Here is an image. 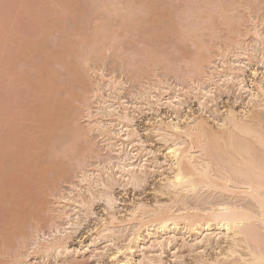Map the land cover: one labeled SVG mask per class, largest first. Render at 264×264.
<instances>
[{
	"label": "rangeland",
	"instance_id": "374dc122",
	"mask_svg": "<svg viewBox=\"0 0 264 264\" xmlns=\"http://www.w3.org/2000/svg\"><path fill=\"white\" fill-rule=\"evenodd\" d=\"M235 5L239 7H234ZM243 5L244 7L247 5L245 11L242 10L244 7L241 8ZM115 6H118L117 8H119L121 12H119ZM222 7H226L222 9L223 11H227L228 7H231L234 13L230 11L229 9L231 8H229V14H227V12L222 14L223 12L220 11ZM146 8H148L149 11H147ZM235 8L237 11L234 10ZM114 9H117L119 13L115 12ZM248 9H253L252 12L254 10L257 11H255L256 13H251V10L249 11ZM258 9L262 11L260 12ZM263 9L264 0H0V49H2L0 53H2V51L6 52L0 54L4 55V57H2L5 58L3 59L1 57L2 59H0V97H3L0 99V150H2L1 152L3 153L0 159V264H13L18 254L25 255L21 258L22 262L17 260L18 263L15 261L16 264H117L110 256L115 248L112 244L106 242L105 239L94 245H90L92 231L88 230L91 229L96 222L98 223L100 218L107 214L101 200H98V202H95L92 206L95 215L88 218L85 222H82V226L69 241V245L72 248L75 247L78 249V254L73 253L65 257L51 256L43 261L41 258L42 256H40L41 254L32 256L35 252L31 248V244L33 243L32 238L37 231H44L47 236L49 233V231H47L50 227L49 225L52 226L54 221L56 224L61 223V220H59L55 213L56 201H58V196L61 197V194L67 195L70 186L77 182L76 176H79L82 171H79V169H83V167L86 166V168L84 167L85 170H93L91 169L93 166L90 167L91 164L93 163L94 165V163H97L99 161L98 159H101L102 161H100L103 162L108 155L107 151L104 149L102 137L96 132L87 134L90 139H88L89 143L91 142V145L87 146L89 147V150H86L87 152L83 148L88 145V140L84 142V138L81 140L84 144L79 141V138L77 143L73 141L75 142L74 144L77 145L74 146V149L76 147L75 153H73L75 151L74 149L73 152L71 151L72 148L68 151L74 134L73 130L70 129L85 126L86 118L84 117L88 107L90 108L91 106V111L93 113L96 111V107L93 108V106H97L95 103H97L98 100L93 99L92 101L90 98L93 95L95 81L97 79L99 80V73L103 75L106 74V78H115L123 83L124 87L122 86L121 92L118 95L119 97L121 96L120 99L122 98L120 102H124L130 107L131 112L134 111V128L141 134L143 147L147 151H150V154L145 158L148 160L151 171L150 169L147 170L144 184H141V187L136 189H133L131 186L127 187L125 190L118 187L114 189V193L118 199L115 211L119 217L125 214L126 210H129L134 202L145 203L152 207L156 202L164 201L165 198L161 197L157 191L160 180L163 178L161 174H168L165 164L166 144L157 140L153 134H146L143 130L147 126L148 121H152V117H156L160 114L161 117L164 118L168 115V110L162 107L161 110L158 111L159 113H154L152 111L147 112L148 107L145 105L146 101L144 98H140L141 100L137 98L138 96L140 97V93H143V91H139H141L143 87L144 89L148 87L147 84L149 83V85L152 86L157 82V79L163 82H166L168 79L167 82H171L172 88L175 86H177V88L181 87V84H178V82L180 81L181 83L184 81L186 84L182 86L185 87L187 81L191 79L190 75L193 74V70L196 68L195 66H197V62L194 61L193 63L192 61L195 56L194 53L192 55V52L200 48L196 49V43L194 42L197 40L198 42L201 41L202 44V41H204L206 47L210 46L208 49L213 48L214 52V49L219 47L218 43L226 42L225 44H227L231 42V40L228 39L231 35L228 36V34H230L229 29L233 27L234 24H229L231 27H228L229 25L225 23L227 25L225 26L222 24L224 20L227 22V20H231L230 18L232 17V20H234L232 23L240 24L236 21H238V19H243L242 21H246L244 24L246 25L248 23L247 25L250 26L251 19L249 18H254L255 20L260 19L261 17L259 18V15L262 16L264 14ZM249 12L250 16H248ZM207 13L212 14L210 18L207 17ZM122 15L127 16L126 21ZM224 15H228L227 20ZM238 16L241 17L239 18ZM54 18L56 21H54ZM122 18L123 21H121ZM158 18H162V20H158ZM148 19L149 22L154 21L155 23H149ZM205 25H207V28ZM245 25H243V27L247 28L248 26ZM235 27L236 26L233 28ZM238 28L240 27H237L235 30H238ZM242 29L243 28H240V30ZM259 29L264 32V26L261 28L260 25ZM30 34L32 35L30 36ZM212 35H216L214 36L216 37L215 39H219L220 41L213 39ZM27 36H29V40L30 38L34 40V42L30 40L31 43H35L32 44V46L30 44L31 47L27 46L29 45L27 42L28 38H26ZM224 36L226 41L224 40ZM86 37H88V40H86ZM182 37L187 39L181 40ZM3 38L6 39L4 40ZM2 40L6 41L5 44ZM250 40H252L251 37L247 41ZM36 41H38V43H36ZM66 43H68L69 47ZM1 44H4V47ZM205 44L203 43V45ZM225 44H221L222 48L225 47ZM89 45L93 47L92 50L94 47L96 48V46L99 47L100 50L102 49L101 51L104 50L103 55L101 56L100 54V58H96L97 54H93L95 52L92 53ZM23 46L25 47L24 51L19 50V52L21 53L22 51V54H25V56L17 54L18 51L17 53H13L14 50L15 52L18 50V47L23 48ZM206 47L203 48L206 50ZM255 47L257 48L256 45ZM70 48H74V50L70 51ZM203 48L200 50H204ZM66 50L69 53L71 52L68 57L66 56L68 52L65 53ZM150 50L151 52H148ZM30 51L33 53L30 54L31 56L29 55ZM197 52L195 51L196 54ZM202 52L203 54L211 52L210 56H208L210 58L212 57L213 60L210 59L212 62L215 59L214 55L217 53V51L213 53L212 50H206L205 53L204 51ZM135 53L137 55H135ZM140 53L142 54L140 55ZM143 53L145 54L144 57L142 56ZM152 54L153 56L150 59L157 56V60L155 61L161 60L163 63L160 61L156 63L154 60H147V62L150 61V64H147L144 59L147 57V59H149V55ZM8 55H17L13 57L14 59L9 58L13 65L15 63L14 66H9L7 63ZM146 55L148 56L146 57ZM197 56L198 54L196 57ZM208 56L204 55L203 60ZM196 57L194 59H196ZM16 58L17 60H15ZM12 59L15 60V62H13ZM31 60L34 61L32 62ZM206 60L209 62V58ZM165 61L168 68L165 65L166 63H164ZM167 61H169L171 65H175L171 66ZM188 61L193 64L190 65L191 63L189 64ZM207 61L203 63L202 68L205 66L204 64H208ZM28 62L31 65L28 64ZM152 63L153 65H151ZM40 64L42 65L41 69H43L44 74L42 77L40 75L41 70L36 73V67L33 69V65L39 66ZM155 65L156 69H153ZM157 65H161V68L165 66V69L163 68L162 70L160 67L157 69ZM168 65L173 67V69L177 66L178 68L176 67V69L178 74L176 75V71H171ZM38 66L37 69L39 68ZM259 67L261 68V65H259ZM31 68L33 69V75ZM198 68L200 67L196 69ZM98 69L101 72L97 71ZM166 69L168 73L164 71ZM7 70L9 71L7 72ZM151 70L156 72L153 73L154 71ZM94 71L96 73L95 75L93 74ZM196 71L199 72V70ZM76 72L78 73L76 74L77 76L75 75ZM188 73H191L188 75L190 79H187L188 76L184 75ZM140 74L142 77H140ZM154 74H156L155 76L157 79H154ZM158 74L160 75L158 76ZM180 74L184 75V77ZM45 75H49L48 78L50 77L56 84L52 93L55 91L57 92L53 96L49 94L47 100L51 102L49 103L46 101V103L48 102L51 104L54 102L57 105L60 100H63V102L65 100L68 104L64 105L65 107L68 106L69 110V112L66 110L68 112V114H66V111L64 112L66 108L63 106L65 109L61 117H56L52 114L54 117H49L47 121L43 113H41L42 107H40L45 100L39 101L40 99H38L41 97L47 98L46 94L48 91L46 93L44 92L46 87L43 86L45 88L40 89L42 87L41 84L50 83ZM249 75V71H246L247 82L250 80ZM32 76H34L33 79H38L39 81L40 86L36 84L40 87L39 94L37 93L38 90H35V92L32 87L29 88L28 83L24 84L26 83L25 81L29 80H26V78ZM138 76L139 79L145 78L144 80H140L144 82L141 86L139 83L142 84V82L137 79ZM148 76H152L153 78ZM176 77L179 79H176ZM33 79H31V81ZM193 80H197V78L192 76V79L188 82H192ZM92 81L94 84H91L93 83ZM33 84H35V82ZM102 85V87H104V84ZM189 85L188 83V86ZM31 89L34 92H31ZM137 91L139 94H136ZM19 92L20 97L18 98V95L15 94ZM102 92L104 96L107 95L104 90ZM12 94L14 95L13 98L11 97L12 100H10ZM135 97L137 99H135ZM86 98L89 100H86ZM241 99L242 101L243 99L245 100V95L238 100V103L234 104L235 100L232 95H222V98L217 101L216 107L218 110H222V107L226 108L231 106L235 109L239 107L238 110H240L242 105ZM94 100H96V102ZM113 100L115 101H113L114 103L117 102L116 99ZM187 101V104H185L182 109V113L192 109L191 111L199 114L196 101L194 99L190 101L187 99ZM43 105H45V103ZM56 105L54 104V106ZM134 106H137V108ZM139 110L144 113L138 114ZM210 114L211 113L207 112L206 115H202L207 117ZM82 115L84 116L82 117ZM172 118L175 117L172 115ZM42 123L52 127V134L47 135V137H50L47 138V140H45L46 136H44V133L40 131V125H42ZM210 124L212 126L214 125L213 123ZM17 126L21 128V130H19ZM15 128L22 131L21 134L19 133L18 137ZM11 131H14V134H10ZM8 133L13 135V137L9 138ZM34 138H40L41 141L38 139L40 143L45 140L47 144L45 145L43 143L44 147L40 149H37L38 146L36 147L35 145L36 148L32 147V150L30 149V151L27 152V149L31 145L27 142ZM42 138H44V140H42ZM26 145L28 147H26ZM68 145L70 146L68 147ZM50 147L54 149L52 150ZM90 149L91 152H89ZM91 154L92 157L94 154L100 157H98V159L95 157L97 159L95 161V158L90 159ZM18 155L23 156V159L26 155H28V157H26L24 161L19 159L20 157L18 158ZM20 160H22V162ZM88 162H91V164ZM80 166H82V168H79ZM122 234H124V232L115 233L116 237H119L118 240L120 239L119 241H122H118L116 244L123 243L125 237H121ZM187 237L188 236H185L184 238L181 234H178L175 241L170 246H165L164 250L158 247H155L153 250L150 249L149 246L151 243H147L146 247H141L140 250L146 251V253L152 250L155 255L163 261V264H195L194 261L199 258L198 253L203 249H205L207 258H211L214 255L213 249L216 247L215 242L212 243V246L205 247L201 245V243L194 241V238ZM212 240L213 238L211 237V242ZM197 247L199 248L196 249ZM135 255L138 258L141 252L136 251Z\"/></svg>",
	"mask_w": 264,
	"mask_h": 264
},
{
	"label": "bare ground",
	"instance_id": "6f19581e",
	"mask_svg": "<svg viewBox=\"0 0 264 264\" xmlns=\"http://www.w3.org/2000/svg\"><path fill=\"white\" fill-rule=\"evenodd\" d=\"M238 5H235L234 7H239L240 5ZM246 6L247 5H245V7ZM117 7L115 6V8ZM243 7L244 5L241 8ZM245 7L242 10L245 11ZM225 8L226 7H222L221 9L219 8L220 11L223 12L222 14L226 12L229 14V10L233 12L231 7H228V9H231L223 11L222 9ZM117 9L119 10V8ZM116 10L115 12H118V10ZM146 10L149 11L148 8H146ZM234 10H236V8ZM248 10L250 11L251 9ZM252 10L251 13L257 11L254 10L252 12ZM258 11L261 12L262 10L258 9ZM119 12H121V10H119ZM210 13H207L208 18H210L212 15ZM122 16L126 21L127 16ZM227 16L228 15H224L226 20ZM248 16H250V12ZM123 18L121 21H123ZM259 18L260 19L256 20L254 18H249L251 19V24L249 23L250 26H248L247 23V28L243 27V25H245L244 23L246 22L242 21L243 19H238V21H236L243 25L232 23V21L234 22L232 17L230 18L231 20H227V22L224 20L222 24L225 26L234 24L236 27L233 28L234 26H228L231 27L229 29L230 34H228V36L231 35V37L228 38L231 40V42L227 44H225L226 42H221L220 44L218 43L219 47L214 49V52L213 48L208 49L210 46L206 47L204 41L202 42L205 45H203V43L201 44V41L198 42L196 40V42H194L196 43V49H202L203 47H206V50H212L213 53H216L217 51V53L214 55L215 59L213 62L212 57H209L211 52H206L204 48L202 51H204V53L206 52L205 54H203L200 49L195 50L196 52L201 51L200 53L197 52L198 58L200 54L199 59L196 57L197 54L195 51L192 52V55L193 53L195 55L192 61L193 63L194 61L197 62V66L195 67H200L201 69L206 70L203 71L200 68L196 69L194 67L195 69L193 70V74L190 73V75L188 73L184 75H190L191 79L192 76H194L197 78V80L188 82L191 80L188 76L187 79L190 80L187 81V85L185 87L183 86L186 83H184V81L180 83L179 81L178 84H181V87L178 85L179 88H177V86L172 88L173 86L171 85V82H167L168 79L166 77V82H163L161 80L159 81L155 76L156 74H154L153 77L155 76L154 79H157V82L154 80L153 81L157 84L154 83L152 86L149 85L150 83L147 84L148 87L145 86L147 89H144L143 87L141 91H139H143V93L139 94L137 91L136 94H139L140 97H136L139 99L144 98L146 101L145 102L143 100L146 103L144 104L148 107L147 112L152 111L154 113H159L158 111L161 110L162 107L168 110V115L164 118H162L160 114H158L156 117H152V121H148L147 126L143 130L146 134H153L157 140H160L166 144L165 164L168 174H161L163 178L160 180L157 191L161 197L165 198L164 201L156 202L152 207L145 203L134 202L132 203L133 205L130 207V209L128 208L129 210H126L125 214L119 217L115 211V206L118 202V199L114 193V189L115 187H118L125 190L129 186H131L133 189H136L141 187V184H144L147 174L146 172L148 169H150L148 160L145 157L150 154V151H147L143 147L144 145L141 139V134H139L137 129L134 128V111L131 112L130 107H128L124 102H120L122 98L120 99L121 96L119 97L118 95L121 92L120 90L122 89L123 83L115 78H106L105 73V75L99 73V80L95 79V87L93 86L94 90L92 97L95 98H90L92 101L93 99L98 100L97 103H95L97 106H93V108L96 107V111L93 113L91 111V106L90 108L88 107L84 117L86 118V124H84L85 126L75 127V129L72 128L73 126L70 127L72 128L70 130H73L74 134L72 133L73 140L70 143L71 146L68 145V147L70 146L68 151H70V148H72V152L76 149V147L74 149V146L77 145L74 143H77L79 139V141H81L84 138V142H86V140L89 139L87 134L96 132L102 137L104 143L103 146L108 155L103 160V162H101L102 160L98 159L100 156L97 154V156H95L94 154L92 157L91 154L90 159L97 157L99 160L97 163H94L95 166L93 163L91 164V162H88L91 164L90 167L93 166L91 168L93 170H85L86 166L82 165L85 168L83 167V169H79V171L82 170L81 174L76 176V184H70V190L67 195L61 194V197L57 195V205H54L56 212H53L57 214V217L59 220H61V223L56 224L54 221L52 226L49 225L50 227L47 230L49 233L47 232V236L44 231H35L36 233L34 237H31L33 239L31 248L35 252L34 254L31 252L32 256L41 254L40 256H42L41 258L44 261V259H48L51 256L65 257L73 253L78 254V249L75 247L72 248L69 245V241L82 226V222H85L88 218L95 215L92 206L95 204V202L101 200L104 204V210L107 212V214L100 218L99 222H96V224H94V226L88 230L92 231L90 245H94L97 242L105 239L106 242L112 244V246L115 248L114 252L111 253L110 256L113 260H115V262H117V264H163V261L159 259V257L155 255L152 250L155 247L164 250L165 246H170L175 241L178 234H181V236L184 238L185 236H188L187 238H194V241L201 243V245L205 247L212 246V243L215 242L216 247H214V249L212 248L214 255L211 258H207L205 249H203L198 253L199 258L194 261L195 264H264V176H262L260 169V153L262 150H264L261 148L260 143L261 139L264 138V32L259 29L260 25L261 28L264 26V14L262 16L259 15ZM158 20H162V18H158ZM54 21H56L55 18ZM239 21H242L243 23ZM150 22L151 24L155 23L154 21ZM205 27L207 28V25H205ZM237 27L243 29L240 30V28H238V30H235ZM31 35L32 34H30V36ZM212 36L213 39L216 38L214 37L216 35ZM28 37L29 36L26 38ZM250 37L252 40L247 41ZM86 38V40H88V37ZM3 39L5 40L6 38ZM182 39L186 40L187 38L184 39V37H182L181 40ZM4 40L2 41L5 44L6 41ZM28 40L27 42L29 45L27 46H30V44L31 46L32 44H35L33 43L34 40L32 38H30V40H33L32 43L30 40ZM215 40L218 41L219 39ZM224 40L226 41L225 36ZM36 43H38V41H36ZM85 43L87 44V42ZM199 43L203 46H201ZM4 44L1 45L3 46ZM66 44L68 45V43ZM215 44L216 43L214 42V45ZM221 44H225V47L222 48ZM90 47L92 53L95 52L93 54H97L96 58H100V54L101 56L103 55L104 50L101 51L102 49L100 50V48L96 46L97 49L94 47L93 51V47ZM24 48V46L23 48L18 47L16 52L15 50L12 52L17 53L18 51L17 54L22 56V51H24ZM74 48H70V51L74 50ZM1 50L2 49H0V52ZM19 50H22L21 53ZM3 52L4 51H2L0 54L6 53ZM30 52L29 55L33 54L32 51ZM67 52L68 51L66 50L65 53ZM148 52H151V50ZM67 54L68 55L66 56L68 57L71 52H68ZM141 54L142 53H140V55ZM153 54L149 55V59H147L148 55H146L147 58H145L144 61L147 62V60H154L156 63L158 61L162 62L161 60L155 61L157 60V56H154L153 59H150L152 58ZM201 54L203 56H209L207 58L205 57L204 61ZM135 55L137 54L135 53ZM144 55L145 54L143 53L142 56L144 57ZM2 56L4 57V55H0V59L3 58ZM8 56L9 57L7 60L10 61H7V63L9 66H14L15 63L13 65V63H11V59L9 58H13L17 55ZM23 56H25V54ZM195 57L196 59H194ZM208 58L209 62L206 60ZM201 59L205 63L206 61L208 62L207 65L204 64L206 67L203 66L202 68L204 62ZM210 59L212 60L210 61ZM15 60H17V58ZM15 60H13V62H15ZM31 61L33 62L34 60ZM150 61L147 62V64H150ZM167 62L169 63V61ZM30 63L28 62V64ZM153 63L151 65H153ZM164 63H166V61ZM190 63L191 62H189V64ZM165 65L167 67V63ZM169 65L171 64L169 63ZM259 65H261V68ZM37 66L38 65H33V69L36 67V73L40 72L41 70L40 75L42 77L44 75L43 69H41L42 65L40 64L38 69ZM160 66L161 65H157V69ZM171 66H169L170 70L176 71L177 75V66L174 67L175 69H173ZM155 67L156 65L154 68H152L156 69ZM163 68L165 69V66L161 69L163 70ZM33 69L31 68L32 75ZM196 70H199V72ZM8 71L9 70H7V72ZM97 71H99V69ZM164 71H167V69ZM246 71H249L250 73V80L248 82L246 81ZM155 72L156 71L153 73ZM187 72L191 71L188 70ZM173 73L171 74L174 75ZM76 74L78 73L76 72L75 75ZM93 74H96L95 71ZM159 75L160 74H158V76ZM184 75L181 76L184 77ZM45 76L47 79H49L50 83L47 84L46 81V84H41V88L38 87V85L40 86L38 79H33L34 76L27 77L26 80H29L25 81L26 83L24 84L28 83L29 88L32 87L34 91L38 90L37 93L39 92V88L44 89L46 87L44 92L46 93L48 91L46 94L47 98L45 99V97H41L38 99H40L39 101L45 100L43 102L45 105L42 104L40 107H42L41 113H43L47 121L49 117H54L52 114H54L56 117H61L62 113L68 110V106L65 107V105L68 103L65 100L64 102L63 100H60L57 105L56 103L52 102L56 106H54L52 103L49 104L51 101L47 100L48 95L52 94L51 96H53L55 93H57L56 91L52 93L56 84L50 77L48 78L49 75ZM140 77H142L141 74ZM178 77H176V79H179ZM30 78L33 80L31 81ZM137 79H139V76ZM141 79L144 80L145 78H140L139 81ZM33 81L35 84H33ZM101 83L104 84V87H102L103 85ZM143 83L144 82H142V84L139 83L140 86L143 85ZM188 83L190 84L189 86ZM91 84H94V82ZM33 90L31 89V92ZM103 90L107 93L106 96L103 95ZM19 94L20 92L15 95H18L19 98ZM13 95L14 94L10 96V100H12ZM222 95H232L235 100L234 104L238 103V100L244 97V95L246 99H243V101L241 99L242 105L240 110H238L239 107L238 109H235L231 106H228L226 108L222 107V110L220 109V111L216 106L217 101L222 98ZM136 97L135 99H137ZM1 98L3 97H0V99ZM87 99L88 98H86V100ZM113 99H116L117 102L114 103L115 101ZM187 99L189 101L192 99L196 101V105L198 107L197 111L199 114L191 111L192 109H189V111L186 110L187 112L184 111V113H182L184 105L188 102ZM96 100L94 101L96 102ZM46 101L49 103H46ZM134 107L137 108V106ZM68 112L66 111L65 113L68 114ZM207 112L211 114L207 117H204L202 114L206 115ZM139 113L143 114L144 112L139 110L138 114ZM172 115L175 118H172ZM83 116L84 115H82V117ZM210 123H213L214 125L212 126ZM17 128H15V131L18 137L19 133L21 134L22 131H19L21 128H18L19 130ZM40 128V131H42L44 136H46L45 140L50 138L49 136L47 137V135L52 134V127L42 123ZM10 134H14V131H11ZM10 134L8 133V136L9 138H12L13 135ZM34 139L29 140L31 142L33 141L32 143L29 141L27 142L32 145L31 146L29 144L30 146L28 148L29 150L27 149V152H29L30 149L32 150V147H35V145L36 147L38 146L37 149H40L44 147L43 143L45 145L47 144L45 143L44 138H42V140H44L42 143H40V138L35 139L37 141ZM89 140L87 143L88 145L83 148L85 151L89 150V147L87 146L91 145ZM82 142L83 141H81V143ZM26 147L28 146L26 145ZM170 147L176 149V151L179 153V157L170 153ZM50 148L52 150L54 149L52 147ZM1 151L2 150H0V159L3 156ZM75 152L76 150L73 153ZM89 152H91V149ZM22 157L23 156L18 155V158L22 160L28 157V155L24 156V159ZM97 159L95 158V161ZM22 160L20 161L22 162ZM82 166L79 168H82ZM116 232H124V234L121 236L123 238L125 237L123 239V243L116 244V242L120 240H118V236L116 237ZM211 237L213 238L212 242ZM147 243H151L149 248L152 250H149L146 253V251L144 252L143 250H140V248H145ZM198 248L199 247L196 249ZM136 251L141 252L140 257L138 258L135 255ZM23 255L18 254L16 257H13H15V261L20 260L22 262L21 258ZM15 261L13 264H16Z\"/></svg>",
	"mask_w": 264,
	"mask_h": 264
},
{
	"label": "snow or ice",
	"instance_id": "6c2138e0",
	"mask_svg": "<svg viewBox=\"0 0 264 264\" xmlns=\"http://www.w3.org/2000/svg\"><path fill=\"white\" fill-rule=\"evenodd\" d=\"M260 143H261V148L264 149V138L261 139ZM169 151L171 154L179 157V153L176 151L175 148L170 147ZM260 169H261L262 176H264V150H262L260 153Z\"/></svg>",
	"mask_w": 264,
	"mask_h": 264
}]
</instances>
